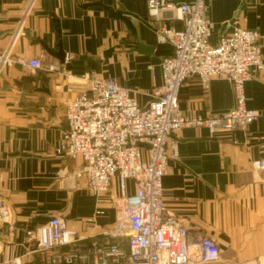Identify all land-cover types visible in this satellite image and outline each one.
<instances>
[{
  "label": "crops",
  "instance_id": "0c3cea01",
  "mask_svg": "<svg viewBox=\"0 0 264 264\" xmlns=\"http://www.w3.org/2000/svg\"><path fill=\"white\" fill-rule=\"evenodd\" d=\"M31 2L0 0V57L9 52L57 70L0 69V199L12 211L8 221L0 219V264H25L34 246L27 231L55 216L86 240L115 241L107 232L116 223L117 180L108 193H93L78 175L82 159L56 153L68 129L66 110L88 89L90 74L115 78L148 107L163 84L161 63L173 55L170 46L158 44L160 23L150 18L147 0H36L29 10ZM208 4L211 44L238 23L259 31L264 60V0ZM139 46L154 51L147 55ZM245 95L247 109L264 113V71L246 83ZM234 107L227 80H213L205 93L192 79L180 93L183 115L221 117ZM175 137L179 157L168 161L163 178L166 210L191 235L216 241L220 259L214 264H264V169L253 166L264 158V118L246 130L212 134L188 127ZM127 189L135 191L133 181Z\"/></svg>",
  "mask_w": 264,
  "mask_h": 264
},
{
  "label": "built area",
  "instance_id": "2783aa9c",
  "mask_svg": "<svg viewBox=\"0 0 264 264\" xmlns=\"http://www.w3.org/2000/svg\"><path fill=\"white\" fill-rule=\"evenodd\" d=\"M147 8L150 18L160 23L158 44L173 49V55L161 63L163 84L157 98L141 107L115 78L88 75L84 78L88 89L66 110L68 129L56 150L59 156L82 159L78 175L86 178L93 193H108L117 180L116 223L107 232L115 241L86 240L64 218L55 216L27 231L34 246L25 264H196L197 260L214 264L220 259V247L213 238L191 235L166 210L163 178L168 161L179 157L175 136L182 129L235 132L264 118V113L247 109L245 95L246 83L264 71L262 36L257 29L235 23L213 46L210 39L215 25L209 17L208 0H147ZM174 21L183 22V29L172 27ZM65 57L67 64L71 56ZM12 64L57 70L55 65L44 67L40 60L11 58L9 52L0 57V67ZM192 79L205 93L213 80L229 81L235 107L221 117L183 115L180 93ZM253 166L263 170L264 158ZM128 181L135 184L133 193L128 192ZM11 216L0 199V219L8 221Z\"/></svg>",
  "mask_w": 264,
  "mask_h": 264
},
{
  "label": "water",
  "instance_id": "95a60500",
  "mask_svg": "<svg viewBox=\"0 0 264 264\" xmlns=\"http://www.w3.org/2000/svg\"><path fill=\"white\" fill-rule=\"evenodd\" d=\"M231 23L233 24L234 22H231ZM138 51L141 53L149 55L150 53H152L154 51V48H147L145 46H139ZM62 55L64 56L63 52H62Z\"/></svg>",
  "mask_w": 264,
  "mask_h": 264
},
{
  "label": "rangeland",
  "instance_id": "374dc122",
  "mask_svg": "<svg viewBox=\"0 0 264 264\" xmlns=\"http://www.w3.org/2000/svg\"><path fill=\"white\" fill-rule=\"evenodd\" d=\"M66 58V57H65ZM65 58H64V60H65ZM13 65H16V64H13ZM2 67V66H1ZM1 67H0V69H1ZM65 133V132H64ZM10 209V208H9ZM11 210V209H10Z\"/></svg>",
  "mask_w": 264,
  "mask_h": 264
}]
</instances>
